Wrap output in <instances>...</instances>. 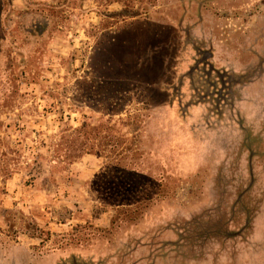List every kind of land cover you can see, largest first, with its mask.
Returning <instances> with one entry per match:
<instances>
[{"label": "rangeland", "instance_id": "obj_1", "mask_svg": "<svg viewBox=\"0 0 264 264\" xmlns=\"http://www.w3.org/2000/svg\"><path fill=\"white\" fill-rule=\"evenodd\" d=\"M27 7L0 12V264H264V0Z\"/></svg>", "mask_w": 264, "mask_h": 264}, {"label": "crops", "instance_id": "obj_2", "mask_svg": "<svg viewBox=\"0 0 264 264\" xmlns=\"http://www.w3.org/2000/svg\"><path fill=\"white\" fill-rule=\"evenodd\" d=\"M3 2V0H1ZM11 6L16 10H25L28 5L31 4H48L52 3V0H9ZM23 182V177L21 174H16L12 178H9L6 182L7 190L9 192L8 198L9 201L17 202V205H24L27 207H32L34 203H37L35 200L27 198L26 195L31 192L29 187H25ZM41 194L40 191H37L34 195ZM37 199V198H36ZM8 201H6V204ZM8 205V204H7Z\"/></svg>", "mask_w": 264, "mask_h": 264}, {"label": "flooded vegetation", "instance_id": "obj_3", "mask_svg": "<svg viewBox=\"0 0 264 264\" xmlns=\"http://www.w3.org/2000/svg\"><path fill=\"white\" fill-rule=\"evenodd\" d=\"M210 76V75H209ZM209 86L211 85V88L213 87L216 91L214 92V94L217 93L218 91V83L217 82H213V81H209L208 82ZM210 94V93H209Z\"/></svg>", "mask_w": 264, "mask_h": 264}, {"label": "trees", "instance_id": "obj_4", "mask_svg": "<svg viewBox=\"0 0 264 264\" xmlns=\"http://www.w3.org/2000/svg\"><path fill=\"white\" fill-rule=\"evenodd\" d=\"M1 9H2V1L0 0V12H1Z\"/></svg>", "mask_w": 264, "mask_h": 264}]
</instances>
